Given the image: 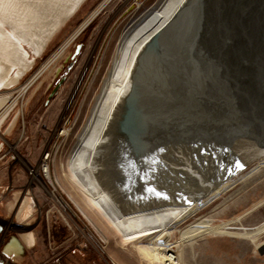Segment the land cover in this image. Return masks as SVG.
<instances>
[{
	"label": "rangeland",
	"instance_id": "obj_1",
	"mask_svg": "<svg viewBox=\"0 0 264 264\" xmlns=\"http://www.w3.org/2000/svg\"><path fill=\"white\" fill-rule=\"evenodd\" d=\"M156 1L86 0L77 14L54 36L43 55L36 58L32 70L20 83L0 90V96L8 97L0 114L9 108L0 128V217L7 214L18 221L17 212L26 198L29 201L31 199L33 206V212L24 224L31 223L32 230L20 235L8 234L5 245L0 248V264H149L143 260L134 244L123 239L87 195L77 187L68 169L67 160L76 141L75 134L83 114L103 75L119 34L142 10ZM247 3L251 6L249 1ZM251 9V16L254 15L252 22L249 25L237 23L234 29L222 30V38L219 37L218 42H212L214 50L210 54L213 59L210 54L205 53L202 55L203 61H200L210 71L206 72L207 79L214 83L207 90L203 89L210 95L204 97L205 103L212 109L217 107L219 114L204 113L202 119L185 122L178 116L172 117L176 124V134L188 138L187 142L178 145V153L206 150L221 138L225 140V144L223 140L222 145L211 147L215 150L206 156L207 165L210 161L213 163L215 157L222 159L224 154L225 159H228L224 166L229 168L231 165L229 169L232 172L238 171V176L231 179L230 187L221 195L222 198L199 215L210 217L214 222L212 225L200 227L195 218H191L180 230H194L192 235L182 240L178 229L173 232L171 244L177 251L183 250L187 264H264V165L246 177L259 166L257 161L248 164L249 159H254L259 154L254 148L264 143V14ZM261 32L263 33L260 34ZM233 35L236 36L232 41L229 36ZM62 47L65 51L51 69L38 77L31 89L21 92V88ZM26 49L30 52L29 47L26 46ZM31 55L34 58L32 53ZM207 57L210 58L208 63L205 61L208 60ZM59 83L61 85L55 92ZM225 87L229 92L221 95L216 92ZM204 99L199 96L188 99L186 103L191 107H200L204 105ZM233 99L235 100L232 101ZM226 104L232 107L223 110L222 107ZM14 119L16 123L8 131ZM219 120L221 125L217 126ZM243 123L251 124L252 128L249 134L244 132L246 135L240 136L237 132L240 131L239 125ZM219 127H224L226 132ZM63 128L70 130L69 136L61 133ZM203 132L208 135H202ZM197 136L204 138L200 140ZM250 139L253 141L250 142ZM245 142L248 145L239 150V156L230 154L234 146L244 145ZM217 149L221 155L217 153ZM47 152H50L52 180L51 183L44 181L47 184L45 188L40 182L32 180L30 170L36 169L43 181L38 168ZM262 154L264 156V152ZM236 162L241 163L242 167L237 168ZM220 163L218 170L223 167V162ZM114 164L116 168V160ZM185 165L179 170L182 173ZM120 167L122 169L124 166ZM147 171L150 172L143 174V177L148 180L155 178V170L149 168ZM242 177L245 178L240 180ZM133 179L126 174L117 178L123 198H131L132 204L139 197L138 186L141 184L136 182L137 176ZM24 187H27L26 195L23 193ZM53 187L61 203L51 196L49 191H53ZM22 194L25 196L20 201L21 206L19 204L18 211L12 213L11 205L16 204ZM30 232H34L37 241L31 249L22 241V236ZM13 238H17L24 245L20 259L8 256L3 251ZM149 243L145 242L143 245L147 246Z\"/></svg>",
	"mask_w": 264,
	"mask_h": 264
},
{
	"label": "bare ground",
	"instance_id": "obj_2",
	"mask_svg": "<svg viewBox=\"0 0 264 264\" xmlns=\"http://www.w3.org/2000/svg\"><path fill=\"white\" fill-rule=\"evenodd\" d=\"M83 2L84 0H17L14 5L5 6L6 18L3 22V29L0 30V37H2L0 39V90L15 87L20 83L22 78L32 70L36 58L43 55L54 36L77 14L86 1ZM195 2L196 0H157L153 5L142 10L124 27L117 38L87 110L83 114L82 122L75 134L76 141L67 160L68 169L77 187L87 195L111 226L122 235L123 239L134 244L143 260L149 264H187L184 261L183 250L182 252L180 250L177 251L175 246L171 244L173 232L178 229L177 231L181 234L182 240L188 235H192L194 230L189 232L180 230L181 226L191 218H195L197 225H200V227H204L207 224L212 225L214 222L210 217H199V215L218 199L222 198L221 195L230 187L231 179L238 176V171L232 172L233 170L229 169L232 167L231 165L229 168L224 166V162H228L224 154H222V159L221 157H215L216 160L213 163L209 159L210 162L207 165L208 159H206V156L214 152L215 149L211 147L214 148L216 144L222 145L224 139L222 140L221 138L218 140L219 142H214L213 146H209L206 149L208 151L191 150L192 152L190 153L181 154L180 152L178 153V145L188 140V138H184L179 133L176 135L172 134L168 139L166 159L156 164L151 162V158L148 160L150 156L145 158L140 154L128 159L120 157L112 140L116 129L119 127V122L123 119L122 116L125 115V109L130 106L129 98L132 94L136 77L140 67L143 65V61H145L144 58L150 53L153 43L164 31L176 24H180L183 14ZM243 12L247 14L240 13L235 17L233 29L237 27V23L241 24V21L246 22L244 25H249L252 22L254 15L251 16V13L246 8L245 10L243 9ZM230 22V26L234 24V20H230ZM230 26L228 29H230ZM235 36L229 37L233 41ZM26 46L30 48V52L26 49ZM64 51L65 48L62 47L49 63L37 75H34L28 84L21 88V92L31 89L37 78L45 71L50 70L56 61L61 58ZM31 53L34 58H32ZM209 59L204 60L208 63ZM243 66H245V61ZM198 73L196 74L197 80L194 82L189 83L186 79L181 82V86L184 88L182 89L181 87V90L186 92L184 85L187 82L192 90L195 91L190 99H195L199 96H203L204 99V97L210 96L205 92L209 87L213 86V82L207 79V73L203 68L199 69ZM218 82L217 84L220 83ZM214 87L216 86L214 85ZM204 88H206L205 91H203ZM222 90H217L216 92L221 95L228 91L226 87ZM7 100V96H0V111L5 107ZM203 102L204 105H200V107L192 106L188 113H184V115H180V108H176L175 105L172 106L170 112L176 113L181 121L184 122L191 119H202L204 113L219 114L220 111L217 107L212 109L211 106L208 107V104L205 103V99ZM228 108L222 107L223 110H228ZM8 111L9 108L0 114V128L5 122ZM16 119L13 120L8 131L12 129ZM220 122L219 120L217 126L221 125L219 124ZM223 128L221 127L220 129L224 131ZM239 128L240 131L238 130L237 134L241 136L249 134L252 127L249 123H243L239 125ZM69 131L63 128L61 133L69 136ZM204 134H206L205 136L208 135L207 132H203L202 135ZM198 138L203 140L204 137ZM252 141L250 139V142ZM224 142L225 140L223 144H225ZM245 145L247 146L248 143L234 146L230 154L233 155L234 153L233 156H235L240 152V149L246 147ZM1 147L2 144L0 142V149ZM254 149L259 151V154L254 159H249L248 164L252 161H257L259 166L251 170L246 177L251 176L261 165H264V156L262 154L264 152V143ZM11 150L13 151L14 148H11ZM218 151L217 153H220ZM237 156L239 155L237 154ZM232 158L236 159V157ZM49 160L50 152L43 157L42 164L38 168L43 176V181L38 175V171L36 169L30 170V166L27 165L30 172H32V180L40 182L45 188H47V184L44 181L50 182L52 180ZM114 160L118 164H116V168ZM118 160L120 162H117ZM220 162H223V167L218 170L217 166H220ZM128 163L129 167L127 166ZM122 165L124 167L121 169L120 166ZM184 165L185 169L182 173L179 170ZM63 167L65 168L64 165ZM149 168L155 170V178L150 180L142 176L150 172L147 171ZM124 173L126 176L131 175V178L134 179L137 176L136 182L141 183L138 186L139 197L133 204L131 198H123L121 189L118 187L120 183H117V178H120L121 174L124 176ZM244 178L242 177L240 180ZM54 190L55 188L53 187V191H49L51 196L55 198L56 202L61 203ZM26 199L22 206L20 204L21 199H19L17 201L18 205H16V202L10 207V211L16 213L20 204L21 207L17 212V219L22 224L28 221L29 216L33 212L31 199L30 201ZM22 241L30 249L37 242L34 232L23 235ZM145 242L150 243L144 246L143 243ZM23 247L24 245L17 238H13L4 251H6L8 256L20 259ZM181 248H183L182 243Z\"/></svg>",
	"mask_w": 264,
	"mask_h": 264
},
{
	"label": "water",
	"instance_id": "obj_3",
	"mask_svg": "<svg viewBox=\"0 0 264 264\" xmlns=\"http://www.w3.org/2000/svg\"><path fill=\"white\" fill-rule=\"evenodd\" d=\"M245 8L250 13L253 8L257 13L264 14V0H196L183 14L180 24L164 31L156 39L139 69L129 98L130 106L125 109V115L113 135L112 140L120 157L128 159L140 154L145 158L150 156L148 160L151 158L155 164L166 159L169 136L176 135L172 117L178 115L170 112L172 106L180 108V115L188 113L191 105L186 101L195 91L187 82L197 80L199 69L207 72L208 68L200 62L202 55L205 52L209 55L214 50L212 42H218L221 31L228 30L230 20H234L235 24V17L245 13ZM245 23L241 21V25ZM185 79L186 92L181 90V82ZM227 106L232 107L224 105ZM26 192L27 187H24L23 193ZM28 230L30 225L26 226L13 217H0L1 243L9 233L20 235Z\"/></svg>",
	"mask_w": 264,
	"mask_h": 264
},
{
	"label": "snow or ice",
	"instance_id": "obj_4",
	"mask_svg": "<svg viewBox=\"0 0 264 264\" xmlns=\"http://www.w3.org/2000/svg\"><path fill=\"white\" fill-rule=\"evenodd\" d=\"M15 3H17V0H0V30L3 29V22L6 18L5 16V6H11L14 5ZM0 39H2V37H0ZM237 168H241L242 165L237 162L236 164Z\"/></svg>",
	"mask_w": 264,
	"mask_h": 264
},
{
	"label": "flooded vegetation",
	"instance_id": "obj_5",
	"mask_svg": "<svg viewBox=\"0 0 264 264\" xmlns=\"http://www.w3.org/2000/svg\"><path fill=\"white\" fill-rule=\"evenodd\" d=\"M15 153H16V151H15ZM17 156H19V155L17 154ZM22 160H23V159H22ZM22 160H21V161H22ZM27 165H28V163H27ZM27 165H26V166H27ZM29 166H30V165H29ZM30 185H31V183H30ZM24 194H25V193H24ZM23 198H24V196L22 195V196L20 197V199L23 200ZM11 217L14 218V216H11ZM29 225H30V223H29L28 225H26V226H29ZM30 226H32V225H30ZM29 231H30V230L25 231V232H23V233H27V232H29ZM0 241H1V239H0ZM4 243H5V240H4L3 243L0 242V248L2 247V245H5ZM3 251H4V249H3ZM5 254H6V253H5ZM6 255H7V254H6Z\"/></svg>",
	"mask_w": 264,
	"mask_h": 264
},
{
	"label": "crops",
	"instance_id": "obj_6",
	"mask_svg": "<svg viewBox=\"0 0 264 264\" xmlns=\"http://www.w3.org/2000/svg\"><path fill=\"white\" fill-rule=\"evenodd\" d=\"M2 218H7V219H8V218H10V217H8L7 214H5L4 217H2ZM16 235H17V234H16ZM7 236H8V235L5 236V239H6Z\"/></svg>",
	"mask_w": 264,
	"mask_h": 264
},
{
	"label": "built area",
	"instance_id": "obj_7",
	"mask_svg": "<svg viewBox=\"0 0 264 264\" xmlns=\"http://www.w3.org/2000/svg\"><path fill=\"white\" fill-rule=\"evenodd\" d=\"M48 153H49V152L45 153L43 157L47 156Z\"/></svg>",
	"mask_w": 264,
	"mask_h": 264
}]
</instances>
